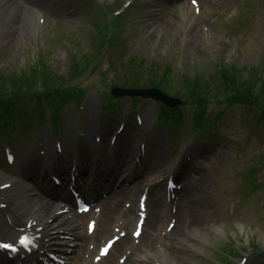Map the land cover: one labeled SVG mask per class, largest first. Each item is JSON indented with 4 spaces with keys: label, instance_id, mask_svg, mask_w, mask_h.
<instances>
[{
    "label": "rangeland",
    "instance_id": "obj_1",
    "mask_svg": "<svg viewBox=\"0 0 264 264\" xmlns=\"http://www.w3.org/2000/svg\"><path fill=\"white\" fill-rule=\"evenodd\" d=\"M97 1L104 5L112 4V11L121 7L125 8V13L136 10L126 15L130 28L124 32L127 35L124 56L128 58L134 55L143 59L146 61L145 66L149 62H155L160 68L170 62L173 66L181 67L183 73L194 76L196 73H203V70L215 71V65L236 63L239 67L251 68L264 64V0H129L132 3L127 6L128 0ZM19 2L22 3L20 5H23V10L27 9V2H30L33 8H37L41 18H36L37 21L34 19L36 28L32 29L29 16L24 13L22 16L25 17L18 18L0 35V73H21L36 63L35 59L39 54L44 56L50 70L63 74L71 64V52L80 54L82 50L92 46L93 37L88 33V26L95 13L92 4L85 0ZM183 15H186L187 20L184 18L182 21ZM107 56L99 68L81 79L82 85L88 88L84 104L81 109L75 107L65 115L63 126L59 127L57 133H53L54 128L46 115L50 110L48 100L42 101L45 119L41 122L37 120L38 112L33 106L25 101L19 102V105H25L20 111L23 120L26 119V128L10 135L9 142L0 139V172L4 175L0 176V182L5 177L13 176L17 166L30 164L39 157L45 138L49 139L50 150L53 140L64 142L67 149L64 159L66 165L68 163L67 171L73 161L68 150L72 148L78 151L81 142L90 161H87L84 154H78V159L84 158L91 169L93 164L98 165L100 162L109 167L112 160L106 155L110 144L115 146L113 155H122L127 150L134 152L139 140H143L148 153L145 156L134 155V166L141 172L136 177V170L129 174L131 179L123 183L127 195L118 200L119 204L122 203L125 207L132 203L137 205L141 194H152L146 187L143 189L141 184L153 174L161 177L158 186L164 197L161 213H165L172 206L167 204L171 195L164 191V180L170 172L165 167L177 170L172 174L178 185L184 181L180 174L185 168L182 163L186 157L189 159L185 164L188 162L195 168L186 176L190 175L192 191L194 188V195L201 203L196 210V218L191 219L190 223H183L181 230L172 235L168 227L170 222L166 218L156 237L166 243L165 246L171 241L172 244L178 240L185 242L186 246L177 248L178 254L183 258L177 264H235L242 254L248 255L245 264H264V183L252 191V182L246 181V175L254 165L258 166L256 179L264 181V162L260 163L264 160V121L246 105L233 104L217 121L216 131L191 140L186 124L192 107L188 106L175 139H170L165 134L167 129L164 124H153L156 106L148 97L134 104L135 112L129 109L133 103L123 97L107 108L103 118L98 120L100 99L96 89L107 90L113 80L111 72L105 77L102 75L108 66ZM157 72L159 74V70ZM148 75L144 69L143 76ZM214 83L210 86L211 95L218 90ZM221 93L220 91V95ZM214 97L211 96L206 107V112L210 115L216 114L225 106L223 102L217 103ZM222 98V95L219 96L218 101ZM145 107H148L146 114ZM137 115L138 118L141 115L144 117L141 125L137 121ZM78 121L81 127L79 133L75 131ZM89 121L93 123V131L98 132L103 140L97 146H92L84 135V124L86 122L88 126ZM120 126L123 127L119 132ZM113 135L119 139L113 141ZM63 136H67L69 141L62 140ZM8 147L17 158L16 165L12 167L6 165L5 150ZM155 158L160 160L158 173H152L154 168L151 171V167L148 168ZM48 161L51 163V159ZM113 161L115 163L116 159ZM113 166L112 164L110 167ZM112 176L113 173L110 174ZM45 178L48 179L47 176ZM1 194L0 238H3L7 236L8 227L13 221L21 224L22 228L24 220L11 207L6 208L8 203L4 200L7 198L1 197L4 192ZM98 203L99 200L92 203L90 208H96ZM72 209L74 210L73 206ZM75 210L81 235L76 251L67 264H83L84 259L90 264L94 260L99 262L101 250L104 249L101 247L103 243L110 242L116 235H127V231L133 236L134 219L128 223L125 217L115 218L118 219L116 222L110 221L108 227L102 228L100 216L91 217L92 214L88 212ZM117 222L118 226H115ZM188 224L192 227H188ZM196 232L200 235L196 236ZM254 244L260 245L261 252L250 254V247ZM170 248L167 246L166 249ZM122 261L124 258L115 260L119 263Z\"/></svg>",
    "mask_w": 264,
    "mask_h": 264
},
{
    "label": "bare ground",
    "instance_id": "obj_2",
    "mask_svg": "<svg viewBox=\"0 0 264 264\" xmlns=\"http://www.w3.org/2000/svg\"><path fill=\"white\" fill-rule=\"evenodd\" d=\"M17 0H0V35L4 30L10 28L18 18L27 13L29 16V24L32 29L36 28L33 23L34 19H40L37 8H33L30 2H27V9L23 10V5ZM182 21L186 19V15L181 16ZM187 20V19H186ZM148 107H145L144 114L147 113ZM88 122V121H87ZM89 130L93 128V123L89 121ZM133 128V127H132ZM89 132V131H87ZM126 139V138H125ZM62 140L68 141L67 136H63ZM45 151L44 156L36 157L30 164L19 165L16 168L14 176L5 177L0 184L7 183L9 189L5 192L3 198H7L4 202H7V207H11L12 211L19 214L24 220L22 224L23 228L13 221L12 225H9L7 236L11 237L14 244L18 245L21 239L31 242L41 237L42 231L45 233L50 232L51 240L48 245V253L54 254V257H64L63 254H67V257L76 251L78 246V240L81 235V227L79 226L78 215L72 211L68 206L72 202L68 195L64 192H56L49 187L48 183L44 179L45 170L39 168V162L49 159L48 157L52 152L49 149L50 146L47 139H44ZM129 141V140H127ZM131 141V140H130ZM131 145V143H130ZM130 147V146H129ZM83 144L79 145L78 151L83 154ZM48 154V155H47ZM131 154V155H130ZM134 153L126 151L121 156H116V164L109 170L116 172L121 175L120 180L115 179L111 183V188L97 196L95 199L99 200L100 203L94 209H88V213L92 214L91 217L96 215L100 216V222L103 227H108L110 221L116 222L118 219L125 217L128 223H131V219H134L135 224H139V234L131 236L127 231V235H120L119 238L113 243L111 250L100 257L99 262L91 261V264H177L180 260L183 261L181 254H178L177 248L179 246H186L185 242L178 240L172 244V241L167 246L170 249H166V243L160 241L156 237L158 231L161 230L164 219H168L170 222V235L177 234L181 230V225L186 221L192 222L191 219L196 218V210L200 207L199 198L194 195V188L192 191V179L188 175V172L194 171L192 164H186L182 173L180 174L183 183L179 184L171 191H166L171 197H169L167 204H170L171 209L166 210L165 213H161L163 206V195L161 194V188L159 185V176L151 174L145 182H143L142 188L148 189L149 195H144L142 198L143 207H139V203L135 205L132 203L129 207H125L122 203L119 204L118 200L127 195L126 188L123 187V181H129L131 179V172L138 169L134 167L133 160ZM151 167L149 171L152 173H158L160 160L158 158L152 159ZM192 167V168H191ZM146 167H144L145 169ZM166 170H170L171 173H176V169L168 166ZM61 173L65 174L62 170ZM107 168L99 167L96 173L90 174L89 184H93L97 179L107 180ZM146 169L143 171L145 172ZM85 174L89 173L87 170H82ZM141 170H136L134 177L139 175ZM0 176L4 175L0 172ZM68 181V177H64ZM67 183V182H64ZM93 187V186H90ZM38 190H36V189ZM35 190V192L33 190ZM85 200H88L90 195L83 193ZM154 192V193H153ZM3 193V192H2ZM0 195L1 192H0ZM91 198V197H90ZM101 199V201H100ZM65 203V204H64ZM166 203V202H165ZM166 207V206H165ZM6 211V210H5ZM164 211V210H163ZM16 214V215H17ZM15 215V216H16ZM124 223V222H123ZM1 224V222H0ZM118 226V222L115 224ZM188 227H192L188 224ZM135 228V227H134ZM47 229V230H46ZM200 234L196 232V236ZM152 240H155L154 242ZM173 240V239H171ZM77 244V245H75ZM191 246V245H189ZM129 250V251H128ZM70 254V255H69ZM79 255V254H78ZM125 255V257H124ZM121 263L115 262V260L122 259ZM54 259V258H53ZM63 259V258H60ZM58 260V259H57ZM54 260V261H57ZM83 260V259H82ZM83 264H90L88 260H83Z\"/></svg>",
    "mask_w": 264,
    "mask_h": 264
},
{
    "label": "trees",
    "instance_id": "obj_3",
    "mask_svg": "<svg viewBox=\"0 0 264 264\" xmlns=\"http://www.w3.org/2000/svg\"><path fill=\"white\" fill-rule=\"evenodd\" d=\"M97 26L101 42L96 55H103L108 47L107 45H117L118 47L123 45L121 37L123 25L120 17L107 19L102 25L97 24ZM92 62L93 58L90 56L84 55L82 60H79L72 55V65L67 74L68 77L75 79L81 76L86 67ZM118 62L121 63L123 70L121 81L116 83L118 85L124 87L145 86L139 77L145 78L147 85L157 86L161 89H165L168 85H171L172 88L175 85H179L181 89L175 90L173 94L184 99L186 105L194 107V115L192 117V131L194 134L214 129L216 120L223 114V110L233 104L246 105L250 111L259 114L260 119L264 120V66L263 68H259V66L243 68L239 67L236 63L221 64L217 66L214 72L209 73L207 78L196 73L193 77L182 76L181 79L178 77L176 81H172V78L168 77L171 72L170 65L164 67V71L160 77H154L156 74H151L155 72V67L152 64L149 67L150 75L143 77L140 75L137 67L136 69L133 68L134 59L124 61L119 58ZM62 77L50 73L47 66L42 62H36L18 74L4 75L0 73V138L16 131V128L19 126V106L17 102L21 97L24 99L28 98L29 100L34 98L35 102L33 106L38 109L41 108L42 97L49 98L52 101V121L54 123L59 119V109L68 99H72L77 103L81 98L82 89L77 85L58 87L57 85L61 83L59 79ZM211 83L218 86V90H216L214 95L210 93ZM220 91L223 93H221L223 98L221 101H218V97L221 96ZM211 96H215L214 98L217 99V103L223 102L225 106L219 112H216L215 116L209 117L206 115V106ZM159 105L160 120L168 121L173 128L180 124L184 117L183 110L186 105L174 108L160 103ZM43 116L42 111L41 113L39 112V117L43 119ZM254 170L255 168L251 171L254 172ZM249 181L254 182V178L249 176ZM260 186L261 182L254 183V188ZM253 246L256 251L260 249L258 244H254Z\"/></svg>",
    "mask_w": 264,
    "mask_h": 264
},
{
    "label": "water",
    "instance_id": "obj_4",
    "mask_svg": "<svg viewBox=\"0 0 264 264\" xmlns=\"http://www.w3.org/2000/svg\"><path fill=\"white\" fill-rule=\"evenodd\" d=\"M128 92H132V91H128ZM140 93L142 92H147V93H152L155 97L159 98L160 100L164 101L165 103L169 104V105H173L179 102L178 99L176 98H172L169 97L163 93H161L160 91L156 90V89H149V90H140Z\"/></svg>",
    "mask_w": 264,
    "mask_h": 264
},
{
    "label": "snow or ice",
    "instance_id": "obj_5",
    "mask_svg": "<svg viewBox=\"0 0 264 264\" xmlns=\"http://www.w3.org/2000/svg\"><path fill=\"white\" fill-rule=\"evenodd\" d=\"M194 2H195V0H194ZM141 207H143V204H141ZM90 230H91V227H90ZM136 234H137V235L139 234V227L137 228V233H136ZM20 243H21V244H24L25 241H24L23 239H21ZM0 247L8 248L9 245H7V244H0ZM107 250H108L107 248L102 249V250H101V255H104V253L107 252Z\"/></svg>",
    "mask_w": 264,
    "mask_h": 264
}]
</instances>
